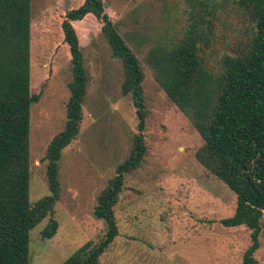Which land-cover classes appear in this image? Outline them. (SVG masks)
Wrapping results in <instances>:
<instances>
[{"label": "rangeland", "instance_id": "rangeland-1", "mask_svg": "<svg viewBox=\"0 0 264 264\" xmlns=\"http://www.w3.org/2000/svg\"><path fill=\"white\" fill-rule=\"evenodd\" d=\"M83 1L31 2V92L39 98L31 109L32 204L50 195L46 151L67 120L73 73L61 25L66 13ZM103 1L145 72L149 153L143 166L126 176L115 208L119 236L100 264H243L251 230L221 223L234 215L238 196L198 160L204 141L158 85L147 57L153 47L175 41L194 19L206 15L214 27L205 53L219 72L222 57L237 55L253 37L248 12L238 0ZM75 27L89 76L84 120L62 154L61 199L53 214L30 232L29 264H63L88 242L102 240L106 224L94 216L97 198L138 133L132 97L122 94V64L103 38L101 24L89 15ZM50 218L59 228L47 239L42 233ZM260 244L255 258L264 264V215Z\"/></svg>", "mask_w": 264, "mask_h": 264}, {"label": "trees", "instance_id": "trees-1", "mask_svg": "<svg viewBox=\"0 0 264 264\" xmlns=\"http://www.w3.org/2000/svg\"><path fill=\"white\" fill-rule=\"evenodd\" d=\"M31 2L0 0V264H29L30 232L53 214L61 199L60 161L80 133L89 81L75 23L89 15L101 24L103 38L122 64V94L132 97L138 118L130 153L94 208V216L106 224L104 237L95 245L88 242L63 263L100 264L101 256L119 236L115 208L126 176L140 169L149 153L145 72L103 0H84L66 13L61 30L73 73L67 120L46 151L50 195L30 203L31 109L39 102L31 92ZM238 3L254 25L253 37L237 55L222 57L219 72L210 67L205 53L214 27L206 15L194 19L175 41L153 47L147 62L158 85L202 137L198 160L237 194L234 215L221 223L251 230L243 264H258L255 254L261 246L264 215V0ZM206 12L208 17L215 16ZM58 228L59 222L50 218L43 237L53 238Z\"/></svg>", "mask_w": 264, "mask_h": 264}]
</instances>
